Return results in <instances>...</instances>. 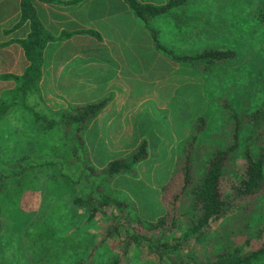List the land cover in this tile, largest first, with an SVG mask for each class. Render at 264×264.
I'll return each instance as SVG.
<instances>
[{
	"label": "trees",
	"instance_id": "trees-1",
	"mask_svg": "<svg viewBox=\"0 0 264 264\" xmlns=\"http://www.w3.org/2000/svg\"><path fill=\"white\" fill-rule=\"evenodd\" d=\"M39 1L47 3L54 0ZM162 1L161 4H155L149 0H124L133 16V27L138 30L137 38L141 40L145 38L142 41L145 44L156 43L157 50L154 49V45L149 47L148 51H142L139 47L129 50L128 45L124 44L121 52L124 55L130 52V56L141 55V62L146 66L141 75L145 80L152 82L166 77L165 73L171 70V67L164 68L163 64H151L155 54L163 53L164 56H169L173 64L181 68L174 73L178 77H176V83L184 84L174 89V92L171 90L172 87L166 88L165 92L168 97L177 98V95L183 94L196 97L194 91H201V86L193 84L194 91H188L190 89L188 79L191 77L194 79V72L200 78L199 81L213 80L215 78L214 70L236 60L237 53L228 46H224L176 55L159 40L160 32L154 25V21L169 14L179 13L182 8L192 3H203V0ZM35 2L36 0H20L21 23H30V32L27 38L20 41L26 64L19 75L5 76L13 84L12 88L4 90L0 96V122L12 111L24 110L31 115L37 127H34L35 130H33L35 137L38 134L51 137L55 132H60L70 147V156L75 158V161L71 163L75 166V170H78V177L70 175L68 172L63 173L62 169L55 167L57 163L54 161H47L45 165L54 169L53 181H61V195L72 196L70 205L81 208L88 220L85 222V226L75 225L68 235L72 240L76 237L75 231H77L78 242L74 246L82 248L85 244L84 241L92 238L86 234V230L92 227L87 223L91 224L98 218L112 223L108 233L109 235L115 234L117 237L114 238V241L120 243L123 258L127 257L132 249H138L147 251L156 264H264V226L256 235V240H261L260 245H253L247 250L246 248L243 250L242 244L233 246L231 238L248 229L242 227L244 223L246 224L247 216L244 211L248 207L241 209L240 204L249 199L257 201L264 195V81L260 85L258 84L259 93L262 94L263 99L252 103H259L260 106L256 107L251 114L247 113L243 116L232 108L227 109L225 120L232 123L229 140H222V135L216 134L210 136L209 141L212 140L211 142L207 141L211 133V118L206 116L198 119L191 136L179 144L172 179L174 184L179 183V185L173 194L171 204L175 209H180L183 201L187 200L190 216L187 222L189 225L185 229L184 235L182 237L175 236L180 230L181 223L178 221L177 211L169 212L154 222L141 221L134 217L135 207L132 205L134 208L131 207L130 210L131 204L122 197L124 194L132 197L136 200L135 204L139 209L145 204L146 197L148 198L141 182L138 183L140 180L137 181L135 178L136 167L149 158L150 145L146 140L138 139L131 145V150L125 152L126 154L117 160L111 159L112 155L108 153L105 160H99L95 164L94 158L89 157L87 153L86 145H91L89 142L101 134L105 136L107 134V128L105 133L98 129L93 121L98 115L106 114L105 111L109 110L108 107L113 104V102L110 103L112 98H109L108 95V98L90 99L93 96V87L81 89L82 85H79L81 82H78V78L73 75H69L68 78L63 76L55 82V85L44 79V58L49 44L61 43L76 34L94 36L97 34L82 30L55 36L38 18ZM202 6L204 7L205 3ZM175 16L177 15L174 14L173 17ZM180 17H178L180 20L188 18L187 16ZM251 17L249 18L251 23L246 17L240 18L237 27L241 25L244 28L240 27V29L249 31L252 36L260 35V38H257L258 50L263 56L264 6ZM210 25H207L206 28L208 29ZM223 28L227 32L230 26L226 24ZM72 67L73 65L64 69L63 72H70ZM157 72H159L158 77L156 76ZM120 81L118 78H112L111 86L114 88L115 85H121ZM83 85L87 84L84 82ZM147 85L154 87L149 83H140L139 87L131 86L127 93L122 92L121 98L143 94ZM45 87L50 90L49 93L54 94V97L60 98V102H57L55 98L46 100L48 92L45 91ZM246 89H249L248 86ZM78 90H83V92ZM248 92L250 95H254L257 90ZM67 98L79 99L70 100ZM31 102H34L33 106H31ZM230 114L232 119H228ZM245 120L251 123L252 132L245 139L244 163L235 168V158L242 145V123ZM23 139L24 142L26 141L27 149L32 151V155L38 151L39 148L35 141L27 139L24 135ZM138 141L141 142L138 143ZM207 142L209 144H206ZM204 145L205 149H203ZM60 162L65 163V161ZM18 167H20L18 173H7L0 169V264H53L50 257L51 252L60 257L67 253L65 238L59 240L57 237L58 239H55L58 232L56 228L49 227L48 224L32 225L22 209L12 207L7 209L8 205L4 207L3 200L8 202V197L15 189L9 188L7 182L15 178L18 187H23L26 184L28 164ZM83 177L86 179L84 182L82 181ZM85 183L87 187L78 188ZM51 192L48 189L46 193L50 194ZM147 200L148 204L149 199ZM4 213L10 214L8 224L3 221ZM229 216L234 217L235 228L231 231V229L227 230L226 225H223L216 231V234H219L220 231L222 238L220 241L225 242L222 255L219 254L214 259L209 253L202 254V260L195 261L191 254L192 247L197 245L200 248L205 236H208L209 231L214 228L213 226H217L220 222L223 223ZM192 241H194L193 244ZM9 250L12 251L11 261L7 259ZM92 253L94 254V250ZM78 258L79 264H82L84 257L79 256ZM75 263L78 264V262L72 264ZM113 264H122V260H116Z\"/></svg>",
	"mask_w": 264,
	"mask_h": 264
},
{
	"label": "rangeland",
	"instance_id": "rangeland-1",
	"mask_svg": "<svg viewBox=\"0 0 264 264\" xmlns=\"http://www.w3.org/2000/svg\"><path fill=\"white\" fill-rule=\"evenodd\" d=\"M149 1L155 4L163 3L162 0ZM204 3L205 6L201 7ZM110 4L109 1L96 4L98 6L93 7L87 15L95 28H98L100 33L108 39V45L100 43V47H112L110 42H121L122 45L127 43L129 46L131 45L129 50H132L131 48H134L135 45L133 44L137 40L142 51H148V48L153 45L154 49L157 50L156 43L145 44L142 42L145 38L142 40L137 38L138 30L132 31L129 28L126 17L123 20V17L115 16V13L110 11L109 7V12H106L105 9ZM263 6L264 0H203V3L195 2L182 8L179 13H174L177 15L175 17H173L174 14H169L154 21V25L160 32L159 40L176 55L204 48H222L224 46L236 51L237 59L216 68L213 80L204 79L199 81L200 78L194 72V79L192 77L188 79L190 86L188 91H194L193 84L198 87L201 86V91H194L196 97L188 94L177 95V98L168 97L165 92L166 88L172 87L171 90L174 92V89L181 87L184 83H176L178 77L174 73L181 68L173 64L172 59L169 56H164L163 53L155 54L151 64L159 63L163 64L164 68L171 67V72H166V77L156 79L151 83L148 80L144 81L137 78V74H141L146 69L139 54L130 56V52L124 55L120 51L116 55L115 52L108 53L105 49H97L95 57L87 56L83 50H80L81 53L76 55L74 49L76 50L79 45H77L75 39L53 47L55 52L51 49L46 54V63L52 65L54 69L58 68L55 64H62L59 67L60 73L72 64L73 67L82 64L78 67L77 72L81 71L84 74L83 78L87 83V85H82L81 89L93 87V96L90 99L108 98V95L109 98H112L110 103L113 102V104L108 107L109 110L105 111L106 114L108 111V114L98 115L96 121H93L98 129L105 131V133L107 128L106 136L101 134L92 142H89L91 145H86L87 153L89 157L94 158L95 164L99 160H105L108 153H111V159H120L126 154L125 152L131 150V145L140 138V140H146L150 145L149 158L140 163L135 172V178L137 181L140 180L138 183L141 182L140 184H142V188L148 196L145 199V204L139 209L135 204L136 200L126 194L122 196L131 204L130 210L131 207H135L134 217L139 218L138 220L154 222L169 212L177 211V218L181 223L179 222L180 230L175 236L182 237L189 225L187 223L190 216L189 202L184 200L183 206L179 204L180 209H175L171 204L173 194L179 185V183L174 184L172 180L174 177L173 166L179 144L191 136L198 119L206 116L211 118V133L207 141H209L210 136L216 134L222 135V140H229L232 123L225 120L227 109L232 108L244 116L247 113L251 114L256 107L260 106L259 103L252 104L263 99L262 94L259 93V85L264 81V55L262 56L258 50L259 42L257 40L260 35L255 34L252 36L249 31L241 30V25L237 27V23L242 17L249 19L252 14ZM86 12L87 9L84 10V13ZM179 16H187L188 18L180 20ZM251 19H249L250 23ZM209 24L211 25L207 29L206 26ZM226 24L230 26L227 32L223 28ZM112 28L115 29L112 30ZM129 31L130 34H128ZM83 40L80 45L90 48L89 40ZM64 46L65 51L61 58L58 51L64 49ZM78 60L82 62H78ZM120 65L123 66L121 71L124 69L125 72L132 73L134 77L130 78L131 76L126 75L130 79L125 78L122 85H115L113 88L110 74L119 71ZM115 66H118V68L114 69ZM54 74L53 72V76ZM158 75L159 72L156 73L157 77ZM9 83L12 84V82H3L1 93L12 88V86H7ZM49 83L53 85L54 82L50 79ZM140 83H149L154 87L147 85V89L143 94L121 98L122 92L127 93L131 86L139 87ZM94 84L95 86H93ZM247 86L249 89H246ZM46 90L48 92L46 100L55 98L57 102L59 101L60 98L54 97V94L49 93L50 90L45 87ZM249 90H257V93L250 95ZM54 91L57 92V90ZM78 91L83 92V90ZM244 96L245 98H243ZM30 104L33 106L34 102ZM228 119H232L231 114ZM34 127L37 128L31 115L24 110H14L0 122V169L5 170L7 173H18L20 171L18 166L24 167L28 164V167H26L28 175L26 184L23 187H18L16 184L17 179L9 180L7 182L9 188L15 189L12 195L10 194L8 197V202L4 199L3 204L4 207L8 205L7 209L11 207L22 209L29 217V222L32 225L48 224L49 227L56 228L58 233L55 239L65 238V251L67 253L60 257L51 252L52 263L72 264L78 262L79 264L78 257L83 256L82 264H113L116 260H122V264H156V261L147 251H139L138 249H132L129 255L123 258L120 243L114 241V238L117 237L115 234L109 235L108 233L112 223L110 221L106 222L105 219L97 218L91 224L87 223L92 227L86 230V234L92 238L85 240L82 248L74 246L78 242L77 231H75L76 237L72 240L69 239L68 235H70L75 225L78 227L85 226V222L88 220L81 208L70 205L72 196L61 195V181H53L54 169L47 167L45 162L54 161L57 163L55 167L62 169L63 173L68 172L70 175L78 177L79 172L77 169L75 170V166L71 163L75 161V158L70 156L71 149L60 132H55L51 137H46L43 134H38L35 137L33 135ZM251 132V123L245 120L242 123V145L235 158V168L244 163L245 139ZM23 135L37 143L39 149L33 155L31 154L32 151L25 146L26 141L24 142ZM140 142L138 141V143ZM209 142L206 144H209ZM204 147L205 145L203 149H205ZM60 161H65V163L62 164ZM17 164L19 165L17 166ZM82 181H86L85 177ZM83 187H87V184H82L78 188ZM48 189L52 191L50 194L46 193ZM147 199H149L148 204L146 203ZM245 207H248V209ZM76 208L77 211L75 212ZM240 208H245L244 212L247 216L246 224L244 223L242 227L248 229L231 238L233 246L242 244L244 246L243 250L245 248L247 250L253 245H260L261 243V240H256V235L264 226V195L258 198L257 201L253 199L243 201ZM9 216L10 214H3L5 224L10 222ZM223 225H226L227 230L231 229L232 231L235 228L234 217L229 216L223 223L220 222L217 226H213L214 228L209 231L208 236H205L200 248L197 245L192 247L191 254L192 257L194 256L195 261L202 260V254L209 253L214 259L217 255H222L225 242H221L220 231L219 234H216V231ZM191 243L193 244L194 241ZM67 246H69V249H67ZM93 250L94 254L92 253ZM229 250L231 249L229 248ZM7 254V259L10 260L12 251H7Z\"/></svg>",
	"mask_w": 264,
	"mask_h": 264
},
{
	"label": "crops",
	"instance_id": "crops-1",
	"mask_svg": "<svg viewBox=\"0 0 264 264\" xmlns=\"http://www.w3.org/2000/svg\"><path fill=\"white\" fill-rule=\"evenodd\" d=\"M109 1V3L113 4L114 6L107 5L105 11L109 10L115 13V16L123 17L124 20L126 17V22L129 25V28L133 31L135 30L133 27V16L131 14L130 8L128 4L124 2V0H54L51 2H42L39 0H36L35 6L37 10V15L42 24L52 33L55 34V36H60L61 34L65 32H80L82 30L86 31H92L97 34V36L91 35V34H76L69 40L63 41L61 43H51L48 45L46 49V54L52 51L55 52V46H59L62 43H66L67 41H71L75 39L77 41V49H74V53L76 55L80 54V50L85 51L84 54L87 56L95 57L97 55V49H105L108 53H116L118 55L120 51L122 50V43H115L110 42L112 47L106 46L100 47L99 44H107V37L100 33L98 28H95L94 24L91 22L89 17L87 16L93 7H96L101 4L102 2ZM87 9V12L84 13V10ZM112 17V16H111ZM107 19V18H105ZM115 28H112L114 30ZM30 32V23H21V10H20V0H0V93L1 89L3 87V82H11L7 80V75H19L21 70L25 67V54L22 49V46L20 45V41L27 38L28 34ZM131 32L129 31L128 34ZM82 36V37H81ZM127 38V37H126ZM82 39H84L90 43V48L85 47V45H80L82 42ZM83 40V41H84ZM105 41V42H104ZM68 42V43H69ZM75 44V43H74ZM73 45V44H72ZM128 47L129 44L127 43ZM135 45V48L139 47V43L136 42L133 44ZM83 46V47H81ZM72 47V46H70ZM65 46L64 49H61L58 51V55L62 58L64 55ZM122 53V52H121ZM46 54H45V74L44 79L46 81H50V79L53 80V85H55V81L60 80L63 76L66 78L69 77V75H73L74 77L78 78V82H81L79 85L84 84V78L83 73L81 71L78 73V67H80L82 64H78L75 67H73L70 72H63L64 70L59 72V67L62 64H55L58 66H55L57 69H54L52 65H49L46 63ZM59 58V59H61ZM78 62H82L78 60ZM54 64V63H53ZM73 65V64H72ZM121 66L119 71H116V73L110 74V78H118L120 79L121 85L123 84L122 81L125 80V78H133L132 73L125 72L124 69L121 71ZM118 66H115L114 69H117ZM59 69V70H58ZM113 69V70H114ZM53 72L55 73L53 76ZM129 75V76H126ZM136 75V74H134ZM138 79L147 81L144 79L143 75L137 74ZM136 78V77H135ZM152 81H150L151 83ZM13 84V83H12ZM12 84H8L7 86H11ZM87 84V83H86ZM95 86V84L93 85ZM110 87V86H109ZM2 95V93H1Z\"/></svg>",
	"mask_w": 264,
	"mask_h": 264
}]
</instances>
